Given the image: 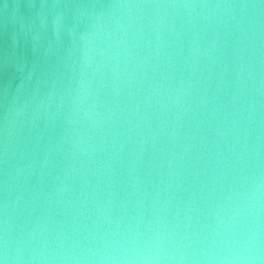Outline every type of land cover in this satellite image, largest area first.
<instances>
[{
    "label": "water",
    "instance_id": "95a60500",
    "mask_svg": "<svg viewBox=\"0 0 264 264\" xmlns=\"http://www.w3.org/2000/svg\"><path fill=\"white\" fill-rule=\"evenodd\" d=\"M0 264H264V0H0Z\"/></svg>",
    "mask_w": 264,
    "mask_h": 264
}]
</instances>
